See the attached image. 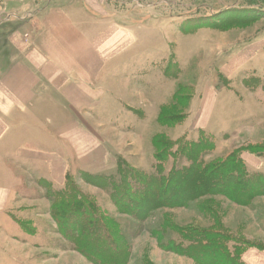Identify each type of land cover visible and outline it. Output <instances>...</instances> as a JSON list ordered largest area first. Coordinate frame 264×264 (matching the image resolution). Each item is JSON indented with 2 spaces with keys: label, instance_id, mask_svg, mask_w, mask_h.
Wrapping results in <instances>:
<instances>
[{
  "label": "rangeland",
  "instance_id": "374dc122",
  "mask_svg": "<svg viewBox=\"0 0 264 264\" xmlns=\"http://www.w3.org/2000/svg\"><path fill=\"white\" fill-rule=\"evenodd\" d=\"M252 1L256 0H53L50 14H56L61 3L64 9L84 10L86 29L90 25L86 37L94 38L86 41L88 62L93 59L92 48L111 29L128 31L109 78L99 85L103 97L85 98L82 109L81 121L101 136L110 157L151 174L160 161L165 173L172 163H187L175 145L180 138L211 137L215 148L204 154L207 162L226 158L243 144L255 143L256 149L264 150V0H257L261 4L254 7L249 5ZM47 2L0 0V26L40 23L48 12H34ZM168 143L173 145L165 150ZM161 151L166 160L155 156ZM4 162L19 176L20 206L4 213L9 218L0 225L1 234L7 236L0 237V264H93L61 235L52 214V193L68 183L95 201L103 217L118 224L130 245L128 264H200L160 245V235L161 243L170 238L181 243L171 224L227 232L226 223L241 231L264 229V196L249 206L225 196H205L187 207L159 208L138 219L120 213L110 196L113 181L123 179L116 159L74 164L60 184L40 177L22 159L6 156ZM88 174H112V179L92 180ZM235 236L236 240H226L232 251L235 246V252L248 246L264 249L263 243L240 231Z\"/></svg>",
  "mask_w": 264,
  "mask_h": 264
},
{
  "label": "crops",
  "instance_id": "0c3cea01",
  "mask_svg": "<svg viewBox=\"0 0 264 264\" xmlns=\"http://www.w3.org/2000/svg\"><path fill=\"white\" fill-rule=\"evenodd\" d=\"M52 2L34 15L48 12ZM42 17L35 25L0 26V225L6 223L8 215L4 213L9 207L20 206V179L5 166L4 157L27 161L40 177L59 184L74 164H102L119 158L110 157L101 136L81 120L85 118V98L103 97L99 85L109 78L112 61L123 50L128 31L111 29L107 38L92 48L93 59L88 62L86 41L88 44L94 38L86 37L90 25L86 29L83 9H64L61 3L56 14L48 12ZM254 144L236 149H243L241 158L248 169L261 172L264 152H253ZM226 227L234 235L240 231L247 239L264 244L262 228H241L242 232L227 223ZM1 233V238L7 237ZM241 259L244 264H264V249L249 247Z\"/></svg>",
  "mask_w": 264,
  "mask_h": 264
},
{
  "label": "trees",
  "instance_id": "16d2710c",
  "mask_svg": "<svg viewBox=\"0 0 264 264\" xmlns=\"http://www.w3.org/2000/svg\"><path fill=\"white\" fill-rule=\"evenodd\" d=\"M258 4L261 2L256 0L249 5L254 7ZM187 140L180 138L175 141L180 156L186 157L187 163H172L166 173L162 167L163 161L153 173L146 174L118 160L123 179L117 183L113 181L114 190L110 196L120 213L145 219L156 209L187 207L205 196H225L240 206H249L255 198L264 196V173L248 169L241 158L243 149L234 150L226 158L207 162L204 154L215 148L212 138L202 136L198 141ZM170 145L173 143H168L165 150H169ZM251 150L255 153L264 152L261 147H251ZM164 153L161 151L155 156L163 159ZM88 175L86 177L92 180L96 177L106 181L112 179V174ZM48 185L53 186L51 183ZM52 199V214L60 233L79 254L93 264H128L131 258L130 245L118 224L102 216L95 201L83 195L71 183L53 192ZM170 227L180 234L181 243L172 238L166 244L161 243L160 235V245L189 256L200 264H217V260L221 264H244L242 253L254 247L248 246L235 252V246L233 251L230 250L226 240H236L237 236L227 231L178 228L172 224ZM182 240L188 245H184ZM243 245L247 243L244 241Z\"/></svg>",
  "mask_w": 264,
  "mask_h": 264
}]
</instances>
